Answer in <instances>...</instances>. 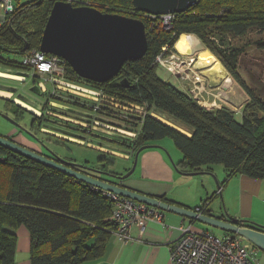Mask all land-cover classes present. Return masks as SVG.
<instances>
[{"label":"trees","instance_id":"obj_1","mask_svg":"<svg viewBox=\"0 0 264 264\" xmlns=\"http://www.w3.org/2000/svg\"><path fill=\"white\" fill-rule=\"evenodd\" d=\"M55 1L23 0L15 4L13 13L0 26L1 69L30 70L18 58L33 49H39L43 28ZM90 1L101 12L138 18L147 27L143 12L133 9L132 0ZM252 30L264 32V0H199L187 11L176 14L169 31L149 33L143 57L124 62L118 74L108 81L82 79L66 62V76L70 81L86 83L145 107L144 115L136 116L101 106L96 117L107 121L102 118L104 114L127 119L133 125H114L135 134L125 139L99 133L90 135L101 138L102 141L97 139L99 146L124 152L132 158L142 146L155 147L154 144L159 140L169 137L182 154V158L174 164L180 172H208L213 165L219 164L226 178L235 174L264 178V99L255 93L238 72L239 50L224 48L223 39L219 35L220 32L226 33L235 39ZM182 34L196 36L204 49H208L220 60L246 95L240 118H236L226 107H202L157 74L158 67L153 64L155 56L165 44L168 49L175 50L174 45ZM257 43L263 45L260 40ZM31 78L37 84L38 78ZM122 78L128 79L127 86L121 82ZM64 97L71 103L87 104L70 93L59 91L56 94L54 88L46 100ZM46 100L41 105L40 117L30 112L33 117L31 125L35 123L40 132L44 127L61 133L54 128L52 119L45 115ZM14 101H10L15 108L12 109L14 113L21 115L29 112L16 98ZM90 107L93 108L92 105ZM151 113L188 131L190 135L152 117ZM66 124L84 132L81 127ZM30 133L37 137L32 130ZM70 134L84 137L81 134ZM55 139L58 142L77 143L69 139ZM100 161V168L110 175L123 174L109 171L106 157ZM102 178L115 181L109 176ZM161 199L166 201L165 198ZM203 205L198 210L206 213ZM111 213V203L100 190L0 145V264H16V229L20 226L28 230L30 264H84L96 260L103 254L105 242L114 229L110 221ZM231 218L235 222L241 221L238 224L242 226L250 225L248 221ZM227 234L233 235L224 231V235Z\"/></svg>","mask_w":264,"mask_h":264},{"label":"water","instance_id":"obj_2","mask_svg":"<svg viewBox=\"0 0 264 264\" xmlns=\"http://www.w3.org/2000/svg\"><path fill=\"white\" fill-rule=\"evenodd\" d=\"M198 1L132 0V5L136 11L159 16L168 13H183ZM147 46L148 39L145 24L142 20L121 14L101 12L92 6H74L70 2L58 0L53 3L43 28L39 50L43 53L63 58L82 79L105 82L118 74L124 62L143 57ZM203 49L202 43L197 38V43L194 45L192 53H197ZM0 71L16 75L20 73L3 69H0ZM121 82L125 86L129 83L126 78H123ZM0 89L11 93L16 90L13 87L3 85L0 86ZM31 90L40 94L37 86H33ZM21 98L23 97L21 96ZM76 98L83 101L80 97ZM11 122L15 126L20 127L15 121ZM65 133L71 135L68 132ZM0 145L98 189L108 190L153 207L175 212L191 220L238 235L264 251V226L262 225L242 226L238 224L241 221L235 222L230 216L223 218L209 213L204 214L197 211V209H189L168 203L159 198L141 194L124 187L122 181L133 173L139 153L152 147L150 145L142 146L135 152L133 164L127 172L112 175L106 171L82 164L79 165L67 161L59 162L2 135H0ZM50 152L52 153V151ZM54 157L60 158L58 156ZM89 172L97 173L99 177ZM197 173L199 172L183 174L192 175ZM100 175L109 176L115 181L104 179Z\"/></svg>","mask_w":264,"mask_h":264},{"label":"crops","instance_id":"obj_3","mask_svg":"<svg viewBox=\"0 0 264 264\" xmlns=\"http://www.w3.org/2000/svg\"><path fill=\"white\" fill-rule=\"evenodd\" d=\"M222 67L224 68L223 65ZM224 70L227 75L230 74L225 68ZM203 74L205 82L215 86L211 90L213 95L219 94L229 104H236L241 108L240 105L244 101L240 105L238 104V101L235 100V96L237 97L235 91H232L230 87L226 88V86H229L228 84H224L225 82L222 85L219 82L215 84L207 71H203ZM224 75V78H226V74ZM171 82H173V85H179L183 90V86L177 83L175 78ZM243 95L246 97L244 93ZM203 96L208 102L219 99L208 94ZM233 99L235 103H231ZM207 101L206 104H208ZM186 132L189 136L190 133ZM10 134L5 137L24 145H31L27 137L20 132H16V129H13ZM15 134H18V140L12 138V135L15 136ZM159 141L154 144L155 147L144 149L139 153L133 173L122 181L124 187L154 198H165V202L189 209H196L205 203L203 206L206 207L207 212L204 214L209 213L223 218L230 216L248 221L250 225L264 226V178H255L244 174H235L226 178L224 169L219 164L213 165L208 172L192 175L183 174L174 166L182 158L179 149V152L174 150L175 155L169 154V156L166 153L169 149L161 145ZM117 157L125 160L132 159L129 154ZM129 168L131 167L125 170ZM220 183L222 184L220 185ZM197 222L178 213L164 210L163 221L160 223L149 221L142 228L135 225L131 226L129 234L132 240L126 244L120 240L114 231H111L105 242L101 257L93 261H87L84 264H170L169 247L180 237V227L191 226L195 231H209L196 225ZM21 227L16 229L15 260L16 256L22 253L24 257L23 264H30V238L28 230ZM240 238L254 252L252 264H264V251L242 237Z\"/></svg>","mask_w":264,"mask_h":264},{"label":"built area","instance_id":"obj_4","mask_svg":"<svg viewBox=\"0 0 264 264\" xmlns=\"http://www.w3.org/2000/svg\"><path fill=\"white\" fill-rule=\"evenodd\" d=\"M23 0H0V26L6 22L8 15L13 13L15 4ZM58 1V0H56ZM70 2L74 6H92L94 3L90 0H60ZM177 13H168L164 15L154 16L143 13L146 19V34L154 30L162 28L170 30L173 26ZM21 63L27 65L30 70L23 73L25 76L38 77L39 81L36 84L39 90H46L45 81L50 82L53 88L64 90L67 93H72L76 96L92 101L93 108L85 113L86 116L77 117L80 124L86 127V132L96 133L109 132L105 128L111 126L105 120L96 117V112L100 106L115 107L117 109H126L124 105L133 107L131 110L137 115L143 114L144 106L126 102L113 96L105 94L102 90L94 88L86 83L71 82L66 76V61L56 55L46 54L39 49H33L28 54L23 55ZM153 64L158 68L165 70L176 78L183 86V92H186L199 105L205 108H221L226 107L233 114H241V108L236 104H229L219 94L213 95L211 92L214 89L213 84L205 82L204 70H200L196 66L195 58L179 53L175 50L168 49L165 44L161 47V51L155 56ZM45 80V81H44ZM230 81V78L227 79ZM54 89V90H55ZM204 94L216 96L218 100L208 102L204 99ZM206 101L208 104H206ZM152 116V114H151ZM95 117V118H94ZM71 120V119H70ZM75 123V122H73ZM92 126L90 127V124ZM111 123V122H109ZM78 124V125H80ZM114 125V124H113ZM117 126V125H115ZM119 127V126H117ZM122 132H126L134 136V132L125 131L124 127H119ZM118 129V128H117ZM43 130V129H42ZM93 130V131H92ZM78 142L83 144V137H75ZM79 139V140H78ZM88 142H92L89 140ZM91 146L94 144L88 143ZM98 145V144H96ZM95 190H100L104 196L108 198L112 206L110 221L114 224V233L119 236L120 240L126 244L132 240L129 229L131 226L142 228L149 221L162 222L164 210L148 205L144 202L130 199L126 196L93 187ZM197 211L198 208H196ZM200 212V211H199ZM181 235L169 247L170 264H252L253 250L248 244L242 242L238 235H221L216 236L210 231L202 230L195 231L188 227H180Z\"/></svg>","mask_w":264,"mask_h":264},{"label":"rangeland","instance_id":"obj_5","mask_svg":"<svg viewBox=\"0 0 264 264\" xmlns=\"http://www.w3.org/2000/svg\"><path fill=\"white\" fill-rule=\"evenodd\" d=\"M159 30H164V29L159 28L158 30H154V32L159 31ZM146 35H148V34H146ZM191 35H193V34H191ZM219 35L223 39V47L224 48H226V49L228 48L229 50L235 48V49L239 50L238 51V68H237L238 72L241 74V77L244 78L246 83L255 91V93H257L261 98L264 99V32L260 31V30H252V31H249L248 33H246L245 35L237 37L235 39H232L231 36L226 35V33L220 32ZM180 36L178 37V40L180 39ZM178 40L176 41V43L178 42ZM194 40H197V38H196V36L193 35V41L192 42H194ZM258 40H260L262 42V43H260L261 45L263 44L262 46H260L257 43ZM178 47H180V46H178ZM182 48H184V47H182ZM174 49H175V51H177V48L175 47V45H174ZM197 53L193 55L194 56L193 58H195V56H196V61H197ZM21 58L22 57H19L18 61H20ZM202 68L200 70L204 69V71H205L207 69V67L206 68L204 67L203 69ZM16 72H20L19 74H20V77H22V79H20V78L19 79H16V78L12 79L9 76L0 75V76H3V77H0V86L1 85L9 86V87H13L14 89H16L14 91V93H11L12 95L10 98L0 97V135H3V136L11 135L10 133L13 131V129H15L17 127L11 121H15L16 124H18L20 126L17 128L23 129V131H25V133H27V134L30 133V130H32V132L37 134V137L39 139H41V141L46 143V145L48 147L52 148L60 156L65 157L67 159L68 158L72 159L71 163H75V164H79V165L82 164V165H85L88 167L96 168V167H101L100 159H102L103 157H106V159L108 161V166H107L108 170L109 171H116V172L123 173V174L125 173L126 168L132 166L133 161H134V157L130 160H125V159H122L119 157H114V156L126 155V153L120 152L118 150H114L112 148H108L105 146L96 145L98 142L97 139L101 140V138L100 137H94V136L90 135L91 133L92 134L96 133L93 130H92L93 132H90V133L86 132V127H83V124H80L78 122L81 120L77 119V117L81 118L82 115H80L78 113L76 114L72 111H69V109H73V110H77V111L87 113V112H89V110H92L90 106L93 104H89L92 101H89V100L83 98L87 104L84 103V105H81V103L80 104L71 103L69 100H66L65 97H64V99L63 98L62 99H54V98L50 99L49 98L46 100V98L50 95V92L53 90V85L50 82L44 80L45 85H46V90H44V91L40 90V94H38V93H35L31 90V88L33 86H36V84L33 82V78H31L30 75L25 76L23 73H25L26 71L16 70ZM19 74H17V75H19ZM157 74L160 75L163 80H165L169 84L173 85V82H171V81H174V78H175L174 76H172L171 74H169L168 72H166L165 70H162L160 68L157 69ZM208 74L211 78L216 79V81H213V82H215V84H218V82L221 85L224 82H225L224 84H228L229 86H226V88L230 87L232 89V91H235L237 97L235 96L236 99L235 98L234 99L238 101L239 105L241 104V102L246 101V99H245L246 97H244L243 92L240 90V88L237 87L235 81L232 79L230 74L227 75V72H226L225 73L227 76L226 78H224V76H225L224 72H219V73L208 72ZM168 76H170L171 78L170 77H169L170 79L167 78ZM4 77H7V78H4ZM36 78H38V77H36ZM164 78H166V79H164ZM229 78H230V81L227 80ZM14 79H16V80H14ZM38 81H39V78H38ZM177 83L180 84L179 81H177ZM174 87L183 92L182 88L179 87V85L178 86L175 85ZM94 88H97V87H94ZM59 91L63 92V93L65 92L64 90H59ZM59 91L57 89H55L56 94ZM102 91L109 96H113V97H116L118 99H121L118 96L106 93L104 90H102ZM65 93H67V92H65ZM184 93H186V92H184ZM21 96L26 98V99H29L32 102H34L35 104H37V109H38L39 113L35 114V113L27 110L26 108L25 109L27 111H29L28 112L29 114L23 113L20 115V114L14 113L12 111V109H15V108H13L10 101L12 100L14 102V98L21 99ZM78 97H80V96H78ZM80 98H82V96ZM234 99H233V101H231V103H235ZM21 100H23V99H21ZM45 100L47 102V105L45 108V115L52 119V121L54 122V123H52L54 125V128L58 129L59 131H62L63 133L62 132L61 133L56 132V131H53V130H50V129L44 128V127L41 128V132H40L35 123H34V125H31V121H32L33 117L30 114L33 113L35 116L40 117L42 115L41 105H43ZM121 100H123V99H121ZM128 102L132 103V104H137V103H134L131 101H128ZM53 104H55V105H53ZM243 104H241L240 107H242ZM137 105H139V104H137ZM140 106H143V105H140ZM100 107H99V109H100ZM105 107H108V106H105ZM124 107H126V109H123V110L118 109V110H121L122 112H126L128 114L136 115V116H143L145 113V110H144L143 114L137 115L136 113H134L131 110L133 107H129L127 105H124ZM111 108L117 109V108L112 107V106H111ZM210 108H212V107H210ZM65 112H68V113H65ZM151 114H152V116L156 115V116L160 117L159 115H157L155 113H151ZM235 117L240 118L241 116L239 114V115H235ZM102 118L107 119L106 122L111 127L105 128L109 132L99 133V131H98L97 133L107 134L108 136H116V137L122 136L123 138L124 137L126 138L127 136L132 137V135L121 131L124 129H121V128L113 125L114 123L119 124V125H133L130 121H127V119H123L120 117H118V118L109 117L108 115H104V114L102 115ZM110 121L112 123H109ZM73 122H75V123H73ZM81 122L86 123L85 121H81ZM66 123H69L75 127L76 126L81 127L84 129V132L82 129H81L82 130L81 131V130H76L75 128H73L71 126L68 127ZM78 124H80V125H78ZM89 124L91 127L92 124L91 123H89ZM47 130H49V131L47 132ZM125 131H128V130H125ZM64 132L84 135V137H83L84 140H80V141H83V144H81L80 142H77L75 140H70V139H73L72 138L73 136L66 135V133L64 134ZM131 132L132 131H130V133ZM50 136H54L55 138H57V137L63 138L64 140H68L70 138L68 141H71L74 143L77 142V143L73 144V143H66V142H60V141L58 142L57 139L50 137ZM64 137H66L67 139ZM12 138L18 140L19 136H18V134L17 135L15 134V136L12 135ZM119 138H121V137H119ZM89 140H92V141L94 140V141H93V143L87 142ZM103 142L109 143V141H106V140H103ZM159 142L161 143V145H163L164 147L166 146L169 149V150H167L168 152L166 151L167 155H169V154L175 155L174 150L179 152L178 148L176 147L175 143L173 142V140L171 138L165 137V138L161 139ZM78 143H80V144H78ZM88 143L94 144V146H91ZM115 144L119 145V146L121 145V144H117V143H115ZM122 147H124V146H122ZM112 155H114V156H112ZM89 173L96 176V177H99V175L97 173H93V172H89ZM196 225H198L202 229H208L210 232H212L216 236H221L224 234V230L216 228V227H212V226L200 223V222H197ZM21 228H25V227L22 226ZM15 261H16V263H19V264L24 263L23 262L24 257L22 255V253H19L16 256Z\"/></svg>","mask_w":264,"mask_h":264},{"label":"bare ground","instance_id":"obj_6","mask_svg":"<svg viewBox=\"0 0 264 264\" xmlns=\"http://www.w3.org/2000/svg\"><path fill=\"white\" fill-rule=\"evenodd\" d=\"M193 41V35H191V34H182L181 36H180V39L178 40V42H177V48L179 49H177V51L179 52V53H181V54H184V55H188V56H191V57H194L193 55L194 54H196V53H192V51H193V47H194V45L197 43V40H194V42H192ZM178 46H180V47H178ZM182 47H184V48H182ZM182 50V51H181ZM192 53V54H191ZM195 62H196V66L199 68V69H201L202 67L204 68H206L207 67V69L205 70V72L207 71V72H213V73H219V72H224V74L226 73V71L224 70V68L222 67V64L219 62V60H217L216 58H215V56H213V54L209 51V50H206V49H204V50H201V51H199L198 53H197V61H196V56H195ZM202 68V69H203ZM204 70V69H203ZM0 75H3V76H9V77H11V78H16V79H19V78H22V77H20V75H16V74H9V73H5V72H1L0 71ZM220 76V75H219ZM223 76V75H222ZM216 78V77H215ZM212 79V81H216V79H213V78H211ZM11 93L9 92V91H4V90H2V89H0V96L1 97H3V98H10L11 97ZM66 95V94H65ZM75 96V95H74ZM20 97V96H19ZM17 99V102L19 103V104H21L22 106H24L27 110H29V111H31V112H33V113H35V114H38L39 113V111H38V109H37V104H35L34 102H32L31 100H29V99H26V98H21V99H23V100H21V99H19V98H16ZM83 99V98H82ZM84 100V99H83ZM80 101V100H79ZM53 105H55V104H53ZM39 106V105H38ZM39 108V107H38ZM69 111H72V112H74V113H78V114H80V115H83V116H86V114L84 113V112H81V111H77V110H73V109H69ZM155 116V118H157V119H159L160 121H162L163 123H165V124H167V125H169V126H171L172 128H175L176 130H178V131H180V132H182V133H184V134H188L187 132H186V130H183L182 128H180V127H178V126H176L175 124H173V123H171V122H169V121H167V120H164V119H162V118H160V117H158V116H156V115H154ZM49 130H47V132H48ZM62 137V136H61ZM70 137V136H69ZM64 138H66V137H64ZM73 138V137H72ZM67 139V138H66ZM70 139V138H69ZM70 140H75V141H77L76 139H70ZM78 142V141H77Z\"/></svg>","mask_w":264,"mask_h":264},{"label":"flooded vegetation","instance_id":"obj_7","mask_svg":"<svg viewBox=\"0 0 264 264\" xmlns=\"http://www.w3.org/2000/svg\"><path fill=\"white\" fill-rule=\"evenodd\" d=\"M175 47L177 48V43H175ZM178 49V48H177ZM179 50V49H178ZM16 129V132H20L22 133L23 135H25L27 137V139L29 140V142H31V145H24L26 146L27 148L31 149V150H34L36 152H39L45 156H48L50 158H53L54 160H57L59 162H62L63 161H67V162H71V160L65 158V157H62L60 156L57 152H55L52 148L48 147L46 145V143H44L43 141H41V139H39L38 137L32 135V133H25V131L21 130L19 128H15ZM36 137V138H35ZM35 138V139H34ZM19 143V142H18ZM21 144V143H20ZM52 151V153L50 152ZM54 156H58L60 158H55ZM69 166H72L70 164H68ZM74 168H77V167H74ZM81 169V168H80ZM96 169L98 170H102L100 167H96ZM83 170V169H81ZM99 175V174H98ZM100 177H104L103 175H100Z\"/></svg>","mask_w":264,"mask_h":264},{"label":"clouds","instance_id":"obj_8","mask_svg":"<svg viewBox=\"0 0 264 264\" xmlns=\"http://www.w3.org/2000/svg\"><path fill=\"white\" fill-rule=\"evenodd\" d=\"M152 117H154V116H152Z\"/></svg>","mask_w":264,"mask_h":264}]
</instances>
